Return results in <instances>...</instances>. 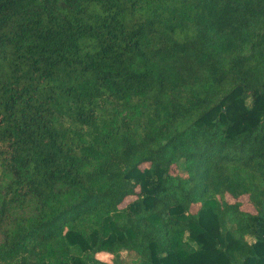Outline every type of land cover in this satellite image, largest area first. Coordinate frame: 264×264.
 Returning a JSON list of instances; mask_svg holds the SVG:
<instances>
[{"label": "trees", "instance_id": "trees-1", "mask_svg": "<svg viewBox=\"0 0 264 264\" xmlns=\"http://www.w3.org/2000/svg\"><path fill=\"white\" fill-rule=\"evenodd\" d=\"M0 264H264V0H0Z\"/></svg>", "mask_w": 264, "mask_h": 264}, {"label": "rangeland", "instance_id": "rangeland-1", "mask_svg": "<svg viewBox=\"0 0 264 264\" xmlns=\"http://www.w3.org/2000/svg\"><path fill=\"white\" fill-rule=\"evenodd\" d=\"M133 198H134V197H129V198H127V199L123 202V205L126 204L128 201L132 200ZM226 198H227L228 201H231V202L234 201V199H233L230 195H227ZM242 202H243V209H245V210H249V211H254V207H253L252 203L249 202V200H248L247 197L243 198V199H242ZM198 207H199V204H198V203L193 204V205L191 206V210H192L193 212H195V211L198 209ZM248 240L251 241V240H252V237H249V236H248ZM97 257H98L99 259L103 260V261H106V262H112V260H113V258H114L113 254H110V253H108V252H99V253H97Z\"/></svg>", "mask_w": 264, "mask_h": 264}]
</instances>
